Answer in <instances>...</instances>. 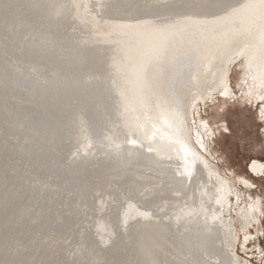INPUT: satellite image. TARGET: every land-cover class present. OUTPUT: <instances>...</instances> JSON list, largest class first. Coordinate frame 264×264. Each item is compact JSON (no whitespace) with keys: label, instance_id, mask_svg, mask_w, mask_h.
<instances>
[{"label":"bare ground","instance_id":"1","mask_svg":"<svg viewBox=\"0 0 264 264\" xmlns=\"http://www.w3.org/2000/svg\"><path fill=\"white\" fill-rule=\"evenodd\" d=\"M236 60L264 120V0H0V264H241L194 118Z\"/></svg>","mask_w":264,"mask_h":264},{"label":"rangeland","instance_id":"2","mask_svg":"<svg viewBox=\"0 0 264 264\" xmlns=\"http://www.w3.org/2000/svg\"><path fill=\"white\" fill-rule=\"evenodd\" d=\"M239 62L240 60H236L230 73L234 97L223 100L217 97L219 93L215 91L212 96L217 98L210 96L208 100L197 102L194 118L198 129L200 120L207 122V129L210 131H207L205 139L221 173L232 179L234 188L241 193L260 198L258 221L253 222L248 229L253 238L247 242L245 249L242 247L243 231L239 229L238 214L233 211L236 201L234 195H229L233 206L229 213L224 214V219H231L237 228V253L241 257V264H264V176L255 177L248 169L250 160L256 158L264 161V120L257 114L262 102L246 100L242 95ZM242 176L252 181L253 189L246 190L237 182V178ZM246 202L250 203L249 196Z\"/></svg>","mask_w":264,"mask_h":264},{"label":"flooded vegetation","instance_id":"3","mask_svg":"<svg viewBox=\"0 0 264 264\" xmlns=\"http://www.w3.org/2000/svg\"><path fill=\"white\" fill-rule=\"evenodd\" d=\"M253 160V159H252ZM251 161V160H250ZM248 169H249V165H248ZM249 171H250V169H249ZM250 173H251V171H250ZM252 174V173H251Z\"/></svg>","mask_w":264,"mask_h":264}]
</instances>
